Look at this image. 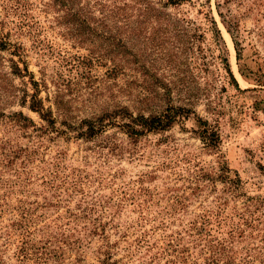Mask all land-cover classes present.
<instances>
[{"label":"rangeland","instance_id":"1","mask_svg":"<svg viewBox=\"0 0 264 264\" xmlns=\"http://www.w3.org/2000/svg\"><path fill=\"white\" fill-rule=\"evenodd\" d=\"M97 1L0 0V41L56 119L22 105L30 77L0 53V264H264V0L171 5L123 35L142 54L117 79L110 21L82 41L67 19ZM167 106L192 113L135 137L111 118Z\"/></svg>","mask_w":264,"mask_h":264},{"label":"trees","instance_id":"2","mask_svg":"<svg viewBox=\"0 0 264 264\" xmlns=\"http://www.w3.org/2000/svg\"><path fill=\"white\" fill-rule=\"evenodd\" d=\"M190 0H112L110 2L99 0L93 8L90 4H87L83 8L79 9L77 13L72 11L67 13L68 21L75 26L79 37H84L82 41H85L86 35H96L102 37L103 35L98 34L100 29L104 28L110 21L112 31H115V38L113 39V49L110 53L109 61L112 63L111 72L115 79L119 75L124 74L125 63L128 57H138L142 52L137 46H129L130 40L123 38V35L129 33H135V30H139L143 25L148 22L147 19H159V16L166 18L168 16L167 8L171 5H179ZM159 5L161 8H159ZM94 10V11H93ZM96 11V12H95ZM98 13V16L96 15ZM221 17H224L221 15ZM226 21V20H225ZM185 24V20L182 21ZM214 25L216 22L213 20ZM217 35L222 40L221 34L217 27L215 28ZM97 30V31H96ZM235 46L237 45L236 42ZM13 44L8 40L0 41V53L10 52L13 57H18V60L14 58L10 59L11 62V74L14 77L25 79L30 77V83L33 85L34 93L30 95L28 91L25 92L22 97V105H28V108L36 113L43 119L54 125L56 119L53 118V112L51 109L45 107L44 101L40 98V84L35 81L33 73L29 70L28 62L25 60V54L22 47H16L15 50L10 51V46ZM132 45V44H131ZM137 47V49L135 48ZM132 48V49H131ZM133 48L136 49L137 53H133ZM238 49V48H237ZM240 55V54H239ZM225 70L230 78L233 80L234 85L237 89H240L238 82L232 73L230 64L225 60ZM170 91V90H169ZM126 107H117L114 110L111 118H118L124 121L120 125L121 129L125 134L130 137L143 135L145 131L152 132L160 129H165L174 123L176 117H189L192 113L190 108L187 107H168L160 115L150 114L147 116L144 112H138L136 116L134 113H130ZM17 120L29 121L22 112L16 113ZM98 123H92L89 129L93 130L97 125L104 123V119L95 120ZM198 124L201 131V137L205 144L209 147L219 148L220 138L219 135L209 125L207 121L198 120Z\"/></svg>","mask_w":264,"mask_h":264}]
</instances>
